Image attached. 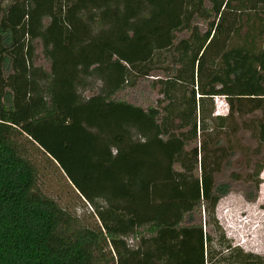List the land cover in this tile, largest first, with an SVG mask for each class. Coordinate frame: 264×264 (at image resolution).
I'll use <instances>...</instances> for the list:
<instances>
[{"label":"trees","instance_id":"obj_1","mask_svg":"<svg viewBox=\"0 0 264 264\" xmlns=\"http://www.w3.org/2000/svg\"><path fill=\"white\" fill-rule=\"evenodd\" d=\"M35 39L48 70L33 63ZM150 71L155 105L120 95ZM91 79L97 91L84 96ZM214 95L225 114L207 108ZM172 118L197 125V145L159 128ZM238 122L264 154V0H0V264H206L216 249L197 213L212 216ZM15 130L97 222L68 225L70 213L37 189ZM263 167L246 177L253 187ZM222 247L215 264H264Z\"/></svg>","mask_w":264,"mask_h":264},{"label":"rangeland","instance_id":"obj_2","mask_svg":"<svg viewBox=\"0 0 264 264\" xmlns=\"http://www.w3.org/2000/svg\"><path fill=\"white\" fill-rule=\"evenodd\" d=\"M46 20V19H45ZM198 22L199 28L204 29V23ZM179 35V33H177ZM187 34V31L184 32ZM33 63L48 70V60L41 53L40 43L37 39L33 41ZM150 71L147 78L139 80L135 87L125 88L120 94L130 102L143 107L155 105L160 94L155 88L149 87V79L154 77ZM159 73V72H158ZM160 75H162L160 73ZM99 81L91 79V84L85 89H80L84 96L97 91ZM212 108L213 114H225L227 104L223 96L214 95L207 108ZM258 111L247 117H257ZM236 121H239L237 118ZM236 133L231 135L229 146L236 149V155L226 164L227 158L219 160L218 171L215 172V189L218 193V200L214 206L212 216L202 210L197 213V221L201 222L202 230H205L211 237V247L216 249L215 254L208 259L206 264L224 262L221 255L226 256L228 250L222 246L228 242L230 246L238 247L242 252H250L260 256L264 261V167L258 171L256 176L258 185L253 187L246 178L256 163L264 165V154L254 152L256 140L248 135L245 128L239 125ZM159 128L165 134L171 133L186 141L185 148L198 144L202 138L197 125H191L178 118L166 120L164 125L160 123ZM16 142V148L22 157L30 160L37 170V189L46 197L51 198L56 205L64 208L70 215L68 220L70 227L91 226L97 222L92 213V208L82 196L73 188L71 183L60 170L56 162L44 151L32 142L25 134L16 130L12 133ZM211 149V144L208 145ZM174 167L178 168L177 164ZM194 174L199 173V167L193 170ZM129 243L135 240L126 238ZM110 249L109 245L104 249ZM220 252V253H217ZM219 258L221 260H219Z\"/></svg>","mask_w":264,"mask_h":264}]
</instances>
